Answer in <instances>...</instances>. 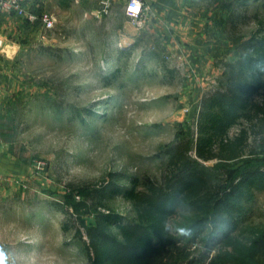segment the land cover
<instances>
[{"label":"rangeland","instance_id":"rangeland-1","mask_svg":"<svg viewBox=\"0 0 264 264\" xmlns=\"http://www.w3.org/2000/svg\"><path fill=\"white\" fill-rule=\"evenodd\" d=\"M100 1L30 0L35 18L14 36L20 49L0 107L1 148L16 161L15 173L0 172L3 264H88L87 228L97 215L133 214L110 185L162 179L167 147L195 140L199 100L222 87V62L235 59V44L256 31L253 16L264 11V0H175L177 6H155L156 19L133 22L126 0H113L107 14L98 13ZM41 12L52 13L54 23L45 26ZM233 13L249 18L230 20ZM258 157L224 180L255 168L264 151ZM253 194L228 231L241 230L239 240H252L264 226V191ZM199 216L196 207H179L172 226ZM206 225L202 235L212 231L213 243L225 237L219 224ZM201 245L206 239L191 246Z\"/></svg>","mask_w":264,"mask_h":264},{"label":"trees","instance_id":"trees-1","mask_svg":"<svg viewBox=\"0 0 264 264\" xmlns=\"http://www.w3.org/2000/svg\"><path fill=\"white\" fill-rule=\"evenodd\" d=\"M261 14L253 16L256 31L235 44V59L222 62V87L199 100L195 140L167 147L162 179L140 183L133 178L125 188L110 185L112 191H122L133 214L128 220L110 212L97 215V224L87 228L88 264H264V226L252 240H239L241 230L228 233L253 190L264 191V158L255 168H242L224 180L232 167L253 162L264 151V11ZM231 18L249 17L233 13ZM187 206L196 207L200 216L188 225L172 226L175 212ZM209 223L219 224L225 237L213 243L217 237L209 238L212 231L202 235ZM195 239H206L205 249L192 248Z\"/></svg>","mask_w":264,"mask_h":264},{"label":"crops","instance_id":"crops-1","mask_svg":"<svg viewBox=\"0 0 264 264\" xmlns=\"http://www.w3.org/2000/svg\"><path fill=\"white\" fill-rule=\"evenodd\" d=\"M146 1L150 5L149 13L147 16L152 15L153 19H156V14L152 12L155 6H157L159 10H162L160 7L161 4H164V5L169 4V3H172V1H173L172 6H177V3L175 2V0H159L160 4L156 2L157 0H146ZM166 8L167 7L164 6V9ZM172 8L176 9L174 7ZM26 19H27V16L21 19L19 18V16H17L14 13H1L0 14V36L2 37L3 42H4V45L2 49L0 50V107H1V102L3 98H5L6 95L8 94L7 86H5L6 85L5 81L10 76L9 75V71L11 68L10 60L14 58V54L17 53V51L20 49V44L18 40L14 38V36L16 35L17 28H19L20 26H24V23L27 21ZM20 29L21 27L19 28V30ZM6 41L9 43H6ZM5 47L8 49H6ZM9 49H11V54L5 55L4 53H2V50L7 51ZM2 146L3 145L0 141V172L1 173L11 172L13 174L15 173V162L16 161L15 159L13 161L8 159V154L5 153V151L1 148ZM13 164H14V167H13Z\"/></svg>","mask_w":264,"mask_h":264},{"label":"built area","instance_id":"built-area-1","mask_svg":"<svg viewBox=\"0 0 264 264\" xmlns=\"http://www.w3.org/2000/svg\"><path fill=\"white\" fill-rule=\"evenodd\" d=\"M29 1L30 0H0V14L14 13L20 16H27L29 20H32L35 17L34 14L28 12ZM112 1L113 0H101L98 13L107 14L110 11ZM124 10L129 20L141 22L149 13V5L145 0H126ZM41 20L45 26H50L54 23L55 17L50 12H43L41 14ZM40 38H43V35H41ZM3 45L4 42L0 36V50Z\"/></svg>","mask_w":264,"mask_h":264},{"label":"snow or ice","instance_id":"snow-or-ice-1","mask_svg":"<svg viewBox=\"0 0 264 264\" xmlns=\"http://www.w3.org/2000/svg\"><path fill=\"white\" fill-rule=\"evenodd\" d=\"M2 261H3V260H2V257H0V264H2Z\"/></svg>","mask_w":264,"mask_h":264},{"label":"clouds","instance_id":"clouds-1","mask_svg":"<svg viewBox=\"0 0 264 264\" xmlns=\"http://www.w3.org/2000/svg\"><path fill=\"white\" fill-rule=\"evenodd\" d=\"M0 257H2V254H0ZM2 264H3V261H2Z\"/></svg>","mask_w":264,"mask_h":264}]
</instances>
